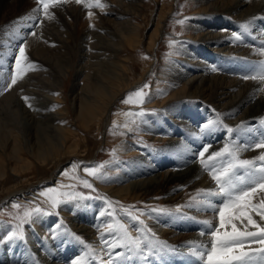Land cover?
Masks as SVG:
<instances>
[{"label": "bare ground", "instance_id": "obj_1", "mask_svg": "<svg viewBox=\"0 0 264 264\" xmlns=\"http://www.w3.org/2000/svg\"><path fill=\"white\" fill-rule=\"evenodd\" d=\"M74 1L69 0L52 9L50 13L56 21L51 30L47 17L44 16L40 22L42 12L32 14L34 16L29 23L10 19L13 16L10 13L16 10L21 0H0V90L10 82L16 70L9 58L19 53L21 44L25 45V53L28 54L25 63L31 65L23 67L22 60L21 67L27 69L23 79L0 94V185L12 180L9 171L16 176H20L23 169L31 167L36 168V172L39 169L48 171L49 167L57 168L65 158L76 154L79 137L78 130L70 120L71 110L75 109L76 119H82L89 129L102 122L106 125L112 120V104L133 84L129 75L135 59L129 60L126 54L141 51L139 44L143 29L139 17H143L147 4L144 5L145 0H115L105 10L110 13L108 17L104 16L108 20H105L107 24L99 26L97 23L84 35L86 40H82L79 50L81 53L73 85L72 106H68V97L62 88L65 87L63 76L67 75L69 66L54 61L56 59L50 55L53 46H49V43L58 37L59 29L55 30V24L73 13L77 14L80 5ZM87 2L85 0L80 6L81 11L95 9L87 7ZM106 2L100 0L101 4ZM198 6L200 16L192 23V40L181 50L184 59L171 67V79L175 87L171 98L183 104L171 109L172 118L166 121L161 118L159 124L160 118L155 117L149 120L153 126L147 123L155 131V136L162 137L158 134H164L168 137L170 146L166 151L169 154L163 161L157 160L151 151H146L138 163L133 164L121 177L125 184L115 189L116 195L126 197L136 196L141 191L152 193L172 185L166 199L170 201V206L180 204L185 214L197 213L198 210L192 211L193 206L189 207L190 204L207 203L208 196L200 193V189H217L210 173L200 163L201 150L198 147L201 144L204 148L207 146L208 157L228 146L239 160H254L257 168L264 163L258 159L264 155V148L254 147L264 141L261 131H258L264 125V80L244 79L245 76L254 75L259 70L260 62L264 61V54L259 51L264 48V0H198ZM164 16L165 8L162 6L148 39L149 49L155 47L162 34ZM102 20L98 18L101 23ZM244 24H248L247 31L241 27ZM33 32L35 36L31 35ZM233 33L240 34L242 39L235 40ZM255 38L258 39L257 43ZM252 64H256V68H252L254 71L246 69ZM213 67L216 71H212ZM24 97H29L28 101ZM58 102L64 105L55 109ZM157 103H151L150 106H156ZM154 120L158 127H154ZM220 159L209 163H215L219 168ZM230 159L223 156L224 162ZM245 171L237 169L238 174H244ZM17 184L19 182L12 188L6 187V191L10 190L6 199L22 192ZM184 187L188 189L187 195ZM222 199L221 196L214 198L215 201ZM214 214L208 216L211 215L213 222L217 220L212 224L217 227L219 220ZM186 215L190 220L191 215ZM255 217L260 218L253 213ZM109 219L87 211L71 221L91 243L88 248L86 244L83 245L84 242L73 240L66 233L45 241L44 231H41L38 239L26 246L14 244L3 248L0 264H72L81 258L83 264H87L84 262L87 250L95 257L109 259L114 249L116 251V247L111 245L122 237L120 231L111 236L102 234L103 226ZM193 220L192 225H197L199 229L196 226V231L189 237H184V232L173 228L172 218L164 211L160 212L153 228L158 236L166 237V244L174 243L176 248L187 250L191 240L193 244L204 242L205 237L208 238L205 234L211 231L202 219L196 220L192 216ZM239 222L236 221L239 227L247 225L246 220L242 224ZM138 227L139 224H136L135 229ZM118 261L115 260V263ZM109 262L106 260V264Z\"/></svg>", "mask_w": 264, "mask_h": 264}, {"label": "rangeland", "instance_id": "obj_2", "mask_svg": "<svg viewBox=\"0 0 264 264\" xmlns=\"http://www.w3.org/2000/svg\"><path fill=\"white\" fill-rule=\"evenodd\" d=\"M114 3L115 0H107V2L103 4L104 7H95V9L90 12L81 11L82 7L80 6H83V3H77L80 5L78 12H76L77 14L73 13L71 16L65 17L62 21H58V24H55V30L59 29V32H57L58 34L56 35L58 37H54L51 43H49V46L52 45L54 47H51L52 50L50 49V55L52 58L56 59H53L54 61L65 63V65L69 66L67 67L68 69H66L67 75L63 76L65 79V87L62 88V91H64L63 93L68 97L67 104L69 107L72 106L71 97L73 85L76 80L78 62L80 61L81 51L79 50L82 48V40H86L84 39V35L90 29L96 27L97 23L98 25L100 24L99 26L107 24L106 22L108 20L106 17H108L110 13L105 10L108 5L111 6ZM143 3L147 5L144 7L143 17H139L140 25L143 29L140 37L141 42L139 44L141 51H138V53L126 54L129 56V60L135 59L134 64H132V72L129 75L133 84L120 94L116 103L112 104L110 109V120H112L106 125H103L104 122H102V124H94L93 129H89L82 119H76L75 109H72L70 120L74 123L75 129L78 130L79 137V145L76 154L65 158L57 168L56 166L53 167L54 169L49 167V170L47 169L48 171L39 169L38 172H36L37 169L31 167L23 169L20 176L13 175L11 171H9L12 180L10 179L8 183L0 185V255L5 247L14 244H24V246H26L28 243L36 241L41 235V231H44L43 239L45 241L54 240L61 233H66L72 237L73 240H77L72 235L74 233L75 236L80 237L78 241H80V243L84 242L83 245L86 244L88 248L91 243L86 240V237L81 232L77 231L76 227L72 225L71 222L76 220V218H80L83 212L87 211H92L97 216L110 218L103 226L102 234L104 235L111 236L112 234L119 233V231L116 230L117 226L118 224H123L132 237H141L142 239L147 237V239L153 240L154 242L156 240L166 242L167 240L166 237L161 238V236H158V232L153 228V223L158 219L160 212L164 211L169 214L172 218V222H174L173 228L182 233L184 232V237H189L192 235V232L196 231L197 225H192V223H194V220L191 221L192 216L195 217L196 220L202 219L201 221H207L213 224L217 220L213 222L211 215L208 216V214L216 213L214 215H217V219L219 220L217 209L222 207L224 198L220 201H215V196H208L207 203H205V201H202L204 203L201 204L194 203L192 205L193 212L198 210L196 214L199 215V213L206 211L207 214L205 213V216L203 214L198 216L194 213L187 212L186 214L191 215L189 216V220L186 218L188 215L182 212L183 209L181 207L179 211H177V207L180 204L170 206V201L166 199L168 195L167 191L172 185H168L165 189H159L152 193L141 191L136 196L121 197L115 194V189H119L125 184L121 177L131 169L133 164L138 163V160L142 158V155H144L146 151H151L152 155H155L157 160L163 161L166 155L169 154L168 151H166L170 146L168 137L164 134H158L162 137L155 136V131L151 129L148 124L153 126V122L151 123L149 120L155 117L160 118L159 121L156 119L159 124L162 122L161 118L163 121L172 118L174 115L171 109L173 110L175 106L179 107L183 104L179 102L180 100L178 101L171 98V94L175 91L171 79V67L173 64L180 63L184 59L183 51L181 50L192 40V23L200 16L198 0H145ZM162 6L165 8L163 31L161 36L157 39L155 47L149 49L148 39H150V35L156 26L158 14ZM37 8V0H21L16 10L10 13V16H14L10 19L13 18L14 21L17 20L19 23L32 22L31 19L34 16L32 14L37 13ZM54 8L55 7L50 8L49 12ZM86 8L87 7H85V9ZM55 10L57 11L58 9ZM195 10L197 12H195ZM89 13L92 15L89 16ZM43 17L44 15L40 18V22L43 21ZM98 18L103 19L102 23L98 21ZM55 21L56 19L54 20V18L50 20L49 27L51 30L54 29ZM181 21H183V23H181ZM255 40L257 43L258 39L255 38ZM18 54L19 53L12 55V57L9 58L11 59L10 61L13 62V65L16 64ZM25 55L28 56L27 53H25ZM145 57L148 58L145 59ZM0 62L2 61L0 60ZM22 62L23 67L29 66L25 63L26 60ZM252 68L255 69L256 64H252L246 69L251 70ZM253 69L252 71H254ZM228 73L234 74L236 72ZM145 84H147L148 87L144 88L145 96L142 104L135 103V98H133L132 103L122 102L128 97L129 93L134 92ZM163 99L166 100L162 104L159 103ZM156 101L158 102L156 106H150L151 103H156ZM63 105L64 103L58 102L54 108L58 109ZM156 121L154 120V127L159 126L156 124ZM124 125H127V127ZM258 131H261L264 137V125L262 129L258 128ZM71 143L72 142H70V144ZM133 146H137L138 148L133 149ZM203 148L204 145L202 144L198 147L201 151ZM206 155L207 152L204 153L205 157L203 156V159L208 160V156ZM225 156L227 159L230 158L227 153H225ZM221 159L223 160V157ZM36 161L39 162L38 160ZM73 165H76V167L74 168ZM220 165L221 164L218 166ZM86 168L97 169V176L100 178L90 175L84 170ZM65 173H67V175H65ZM210 178L212 179V177ZM84 180L88 181V183L92 185V188L85 187L82 183ZM17 182H19L17 186L22 192L17 194V196H12L11 199H6V195L10 192V190H6L8 187L12 188ZM50 188L56 189L59 193H76L79 195L74 196L72 199L61 196L59 198L65 202L53 208L47 197L40 195L41 192H45ZM184 190L185 195H187L188 189L184 187ZM51 195H55V193ZM263 198L264 193L258 191L253 198V203H259ZM209 203L214 209L207 206ZM17 204L20 205L19 208L14 206ZM37 206L42 209V213L37 214L33 212L31 218L22 223L24 212L26 210L35 209ZM128 213H132V215ZM133 216L138 217L139 220L133 219ZM83 220L86 221L85 219ZM255 220L264 226V220L258 217H255ZM139 221H143V224ZM246 223L247 222H245V224ZM136 224H139V227L135 229ZM239 224L242 223L239 222ZM18 225L19 228H17ZM145 226L155 233V237L146 231ZM237 226L239 227V225ZM206 228H208V226ZM239 228L244 230V226H240ZM247 230L256 231V229L251 226H249ZM13 232L21 233L22 238L20 235H17L9 239V235ZM205 236L208 238L206 239L205 237L204 242L194 243H201L199 245H207L210 247L213 238L210 232L209 234L206 233ZM192 241L193 240L190 242ZM168 243L166 244L167 247L157 254V257H154L155 263L153 264H202L199 258L189 255V249H178L174 243ZM254 245L255 244L246 245L245 251L251 252L252 250H256L257 252V250L262 247L260 244H256L255 247ZM86 246L85 249L87 250ZM168 249H173V251H169ZM146 250L147 248L145 251ZM87 252L84 256V262L87 264H106V260H110L107 264H114L115 260H119L115 264H127L129 260L130 264H148L143 260V257H147V252H145V254L144 252L137 254L135 251L131 250V246L116 247V251L114 249V253L109 259H100L92 255L88 250ZM178 253L180 255H178ZM257 253L260 252L258 251ZM257 253H255V256ZM262 255H264V253H262ZM158 259L159 261H157ZM255 263V259L251 261V264ZM259 264H264V261L260 260Z\"/></svg>", "mask_w": 264, "mask_h": 264}, {"label": "snow or ice", "instance_id": "obj_3", "mask_svg": "<svg viewBox=\"0 0 264 264\" xmlns=\"http://www.w3.org/2000/svg\"><path fill=\"white\" fill-rule=\"evenodd\" d=\"M69 0H37L38 8L36 11L38 13L42 12L45 17L49 20L53 19V15L49 12L50 8L57 7L62 4L68 3ZM76 3H84V0H75ZM87 7H104L100 3V0H88ZM92 14L89 13V16ZM183 23V21H181ZM245 31L248 30V24L241 26ZM31 35L35 36L36 33L33 32ZM235 40L239 41L242 39V36L237 33L232 34ZM261 54H264V48L260 50ZM148 57H145L147 59ZM27 60L25 55V46L21 45L19 47V54L16 58L15 72L12 75V78L9 83H7L3 90H0V94H3V91H7L13 85H15L19 80H22L26 68L21 67V61ZM31 67V65H29ZM212 71H216L213 67ZM244 79H260L264 80V61L260 62L259 70L251 76H245ZM148 85L145 84L141 88L135 90L128 94V97L122 101L123 103H132L133 98H135V103L142 104L144 102V88H147ZM25 101H28L29 97L23 98ZM32 107L31 104L28 105ZM264 123V120H262ZM127 127V125H124ZM256 148H264V141H261L254 145ZM208 151V148L205 147L199 153L201 157L200 163L202 167L208 171L217 185V189H200V193H204L205 196H221L224 198L222 207L217 209L219 216V224L217 227H213L210 222H205L208 228L211 230L210 235L212 236V241L210 247L207 245H199L189 243V255L197 257L200 259L202 264H251L255 257L256 250L251 252L245 251V246L250 244H260L262 247L258 250L260 253H264V226L257 222L253 218V213L259 216L264 220V199H261L259 203H253V198L256 196L257 192L264 193V163H262L258 168L256 167V162L254 160H239L235 152H231L228 146L222 151L214 152L209 157L208 160H204V153ZM225 153H227L231 159L227 162H224L222 159L219 161L221 167L217 168L215 163H209L210 161H216L217 158H222ZM260 161H264V155L258 157ZM75 168L76 165H73ZM237 169H246L247 171L244 174H238ZM90 175L97 176V169L95 168H86L84 169ZM67 175V173H65ZM97 178H100L97 176ZM85 187L92 188V185L88 181H82ZM55 193V195H51ZM40 195L47 197L51 202L53 208L58 207L62 202L59 197H67L68 199L74 198V196L79 195L76 193H59L56 189H48L45 192H41ZM19 208L20 205H14ZM192 205L190 204L189 207ZM209 208L212 205L209 203L207 205ZM181 206L177 207L179 211ZM37 214L42 213V209L37 206L35 209L26 210L22 218V223L25 220L31 218L32 213ZM103 214V213H102ZM132 215V213H128ZM133 219L139 220L138 217L133 216ZM244 220H247V225L244 226V230H241L237 226L235 221H240L243 223ZM143 224V221H139ZM251 226L256 229V231H249L247 228ZM59 227V225H58ZM111 227V226H110ZM19 228V225L17 226ZM146 228L148 233H151L155 237V233L151 231L150 228ZM230 229V230H229ZM122 233L121 240L115 244H112L111 247H124L131 246V250L135 251L137 254L143 253L147 248L150 254H159L166 247V242H160L141 237H132L127 228L123 224H118L117 229ZM203 235V233H201ZM20 235L21 233L13 232L9 235V239H12L13 236ZM77 240H80L79 236L72 234ZM103 239V235L101 236ZM107 243V241H104ZM159 245V247H158ZM173 251V249H168ZM120 255V254H117ZM206 257V259H205ZM260 260L264 261V255L260 256ZM72 264H83V258L79 260H74Z\"/></svg>", "mask_w": 264, "mask_h": 264}]
</instances>
